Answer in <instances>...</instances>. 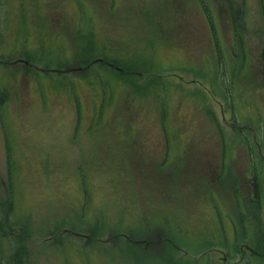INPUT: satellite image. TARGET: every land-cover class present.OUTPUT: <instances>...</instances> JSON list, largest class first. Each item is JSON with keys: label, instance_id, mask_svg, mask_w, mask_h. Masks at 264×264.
<instances>
[{"label": "rangeland", "instance_id": "rangeland-1", "mask_svg": "<svg viewBox=\"0 0 264 264\" xmlns=\"http://www.w3.org/2000/svg\"><path fill=\"white\" fill-rule=\"evenodd\" d=\"M262 76L264 0H0V264H200L209 241L230 261L233 237L264 243ZM183 139L227 140L257 198L226 212L225 175L188 171V147L166 176ZM204 196L223 231L195 227Z\"/></svg>", "mask_w": 264, "mask_h": 264}, {"label": "flooded vegetation", "instance_id": "flooded-vegetation-1", "mask_svg": "<svg viewBox=\"0 0 264 264\" xmlns=\"http://www.w3.org/2000/svg\"><path fill=\"white\" fill-rule=\"evenodd\" d=\"M181 15L182 14H179V16H181ZM205 79H207V77H205ZM255 79L258 80V76L252 77L251 81L254 83ZM260 82H262V83L264 82V76L260 77L259 83ZM235 84H236L235 80L232 79V81H230L228 83V86L230 88L232 85L235 88ZM202 105L206 106L205 103H201L199 106H202ZM202 112H203V110H202ZM174 118H177V117L174 116ZM187 121H190V120H187ZM187 121L181 118V121L176 124V127L183 129V127L188 125ZM208 121H209V123H211V126L214 127L215 132H217L218 126H219L217 124L218 121L214 120L213 118H209ZM221 121L227 127L238 128V126L235 124V122L226 121V119L224 117V112L222 109H221ZM172 125H174V124H172ZM243 127L244 126H241V128H243ZM240 140H241L239 143L240 146L243 147V145L245 144V147H246L247 139L244 137H241ZM202 142H204V141H200V143L199 142L195 143L194 141H189V140L185 141L183 139V140L177 141L175 146H173L172 145L173 143H171V145H169V146H170V148H172V147L174 148V152L170 153V154H169V152L165 153V155L162 157L163 162L160 163V167L162 165V168L164 170H166V173H165L166 176H167V172L169 171V166H170L169 162L175 158V156H174L175 149L180 148V147H182V148L188 147L189 152L193 153V155L190 156L191 162L187 163V166H186L187 170L190 169L191 172H193L194 174L196 173L198 176H202V178H205V177L210 178V177H214V176L221 177L222 173L225 175V177L227 179V184H226L225 188L220 189V190L223 189L224 192L222 193L221 191H219L217 195L220 198L219 202L221 203V206L226 210V212L229 211L228 208L232 207V205H236L234 202H237V200H239L243 204V207H245L247 205V202H245L246 198L249 200H253V199L257 198V195H258L257 194V185H256L257 174H255V172L252 168H247V164H245V163H244L245 164L244 167L242 166V168L241 167L238 168L235 165L236 169H237V171H235L234 165H233V158L234 159H236V158L233 157L232 150L228 154V149H227L228 148V141L227 140H220V142L215 141L216 142V143L214 142L215 145L208 144L211 146L205 145ZM215 146H217L220 149L226 148V150L220 156V162H217V158H214L213 156H209V153H210L209 151H204L201 148V147H210L211 149H209V150L212 151V148ZM194 148L196 150H194ZM220 153H222V151ZM262 159H264V157H262ZM259 165L263 166L264 162L263 163L259 162ZM218 168H219V172L217 171ZM168 176H169V174H168ZM162 177H165V176H162ZM228 177H233L236 180V182H235L236 186H233L232 184L228 186ZM165 178H169V177H165ZM162 182H164V181H162ZM162 182H160V183H162ZM233 188H235V189H233ZM197 190H199V189H197ZM233 190L237 191L236 194L233 193ZM197 193L199 194V192H197ZM163 194H165V193H163ZM198 194L196 196H198ZM170 195L172 196L171 191H170ZM175 195H178V193ZM204 195H205V193H204ZM199 197H201V196H199ZM173 200H174V203L176 205L180 206L179 200L178 201L175 199H173ZM200 200H201V198H200ZM200 200H198V201H200ZM203 202H204L203 205L201 204V202L198 203L197 208H198V206L201 209L204 208L205 209L204 213H206L207 216H205L206 219H203L202 221L198 222L195 227L197 228L201 225L202 227H207V228L211 227L212 229L218 228L221 231H223L222 226L218 225V223L214 219L213 214L210 210V208L211 209L215 208V205L212 203V207H211V204L209 205V202H206L205 196H204ZM157 206H161L163 208L168 207L167 212H169V213H173L175 210L180 211L178 206L175 208V206L171 205V203L168 201H164L163 204H159ZM152 208L156 209L155 205H153ZM225 229L228 230V223H226L224 230ZM215 242H217L216 244H218L220 246L219 247H213V248L208 247L210 244H215ZM237 243H239L238 252H235V254L238 256V260L230 261V260H228V242L227 243L226 242H218V241L207 242L205 245L206 250L200 253V256L202 257L201 260H204V261H201L200 264H241V262L243 261L245 256H252L253 258H256V259L262 258L264 256L263 252L256 250L251 244H246L243 241V239H236L233 237V241L231 242L230 245L235 247V245ZM207 247H208V249H207ZM214 254H216L217 256L215 257Z\"/></svg>", "mask_w": 264, "mask_h": 264}, {"label": "trees", "instance_id": "trees-1", "mask_svg": "<svg viewBox=\"0 0 264 264\" xmlns=\"http://www.w3.org/2000/svg\"><path fill=\"white\" fill-rule=\"evenodd\" d=\"M107 60H113L112 62H110L111 63V66H113V67H115V65H116V59L115 58H111V57H107L106 58ZM106 60V63H108V61ZM103 62H105V60H103ZM80 63H82V64H85L86 66L87 65H89V64H91V62H90V60H86V61H83V60H80ZM121 69H122V71H124V69L122 68V67H120ZM127 69L125 70L126 72H128L129 73V71H131V70H133V69H136V68H128V67H126ZM138 69V68H137ZM129 70V71H128ZM113 74V73H112ZM102 75H100V76H98L97 74H95V77H97L98 78V80H100V82L103 84V85H107V84H109L110 83V76H111V73L109 74V75H107V74H105L103 77H101ZM102 79V80H101ZM79 112V110L77 109V113ZM166 134V133H165ZM57 230V229H56ZM108 233H109V231H107ZM109 235L112 237V235L109 233ZM116 236H117V233L115 234ZM89 239H91L92 237L91 236H89L88 237ZM249 243L256 249V250H258V251H262L261 250V247L262 246H264V243H260L259 241H254V242H252L251 240L249 241ZM83 248H85V247H83ZM14 255V254H13Z\"/></svg>", "mask_w": 264, "mask_h": 264}]
</instances>
